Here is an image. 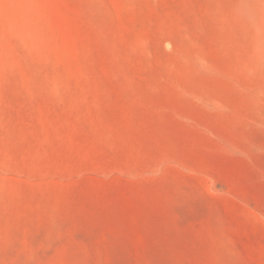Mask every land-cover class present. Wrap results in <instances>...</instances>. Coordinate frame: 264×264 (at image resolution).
Listing matches in <instances>:
<instances>
[{
	"label": "rangeland",
	"instance_id": "374dc122",
	"mask_svg": "<svg viewBox=\"0 0 264 264\" xmlns=\"http://www.w3.org/2000/svg\"><path fill=\"white\" fill-rule=\"evenodd\" d=\"M0 264H264V0H0Z\"/></svg>",
	"mask_w": 264,
	"mask_h": 264
}]
</instances>
